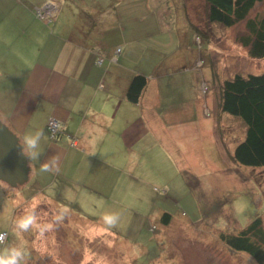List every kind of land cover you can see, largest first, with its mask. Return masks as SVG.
I'll return each instance as SVG.
<instances>
[{"label": "rangeland", "instance_id": "rangeland-1", "mask_svg": "<svg viewBox=\"0 0 264 264\" xmlns=\"http://www.w3.org/2000/svg\"><path fill=\"white\" fill-rule=\"evenodd\" d=\"M47 1L0 0V75L18 71L20 63L31 65L49 33L59 36L75 30L80 36L97 26L96 32H102L103 19L117 18L124 33L117 27L99 37L92 32L88 40L101 38L113 46L124 34L127 38L143 37L150 63L145 67L153 65V55L157 60L167 56L165 48L171 52L178 48L174 45L178 35H188L185 50L180 46L178 53L191 54V67L171 69L169 76L162 75L158 66L156 72L159 82L165 84L164 94H185L191 101L182 104L191 110L181 116V125L174 127L180 128L181 137L172 140V147L166 141L175 159L172 179L163 181L151 174L144 179L149 184L141 182L139 199L146 201L133 196L128 205L109 199L115 206L109 213L132 217L128 226L117 225L119 231L91 222L77 228V222L62 217L54 204H45L44 199L60 196L59 182L46 196L40 195L31 181L0 187V199H37L32 208L20 206L25 212L20 219L35 217L34 230L21 233V238H27L13 242L29 260L26 264H256L248 253L233 250L220 239L222 233H239L257 217L264 228V166H244L233 160L234 147L245 136V125L218 105L223 80L236 73H264V57H250L238 43V36L245 33V20L231 27L210 22L205 0H50L55 18L46 22L36 9ZM263 7L264 2L257 3L249 17L261 14ZM149 163L166 174L165 157L150 155ZM35 189L38 195L33 193ZM93 204L83 212L94 220L101 205L96 210ZM159 207L171 215L167 224L161 217L146 216Z\"/></svg>", "mask_w": 264, "mask_h": 264}, {"label": "crops", "instance_id": "crops-1", "mask_svg": "<svg viewBox=\"0 0 264 264\" xmlns=\"http://www.w3.org/2000/svg\"><path fill=\"white\" fill-rule=\"evenodd\" d=\"M103 21L105 29L102 32H96L98 26L94 27V23V28L80 36L75 30L59 36L42 34L46 36L38 49V57L31 65L20 63L16 67L18 71L0 75V121L23 146L29 168L27 181L38 187L39 194L46 196L59 182L60 196L44 199L45 204H54L62 217L77 222V228L91 222L105 229L109 224L103 217L112 216L115 220L110 225L119 231L117 225L122 222L128 226L132 217L130 214L118 215L112 210L109 213L108 209L114 206L109 199L128 205L133 196L138 201H146L139 199L142 197L141 182L149 184L144 179L150 174L163 178V181L172 179V173L176 171L175 159L166 141L172 147V140L181 137L180 128L177 131L174 127L181 125V116L191 110L182 103L191 100L175 91L172 96H166L165 84L159 82L156 70L158 66L166 76L177 67L187 70L191 67V54L188 51L178 53L180 46L184 50L186 48L188 35L185 33L174 39V45L179 49L171 52L170 48H165L167 56L162 55L161 60H157L154 58L157 55H153V65L145 67L150 63L146 59L143 37L127 38L124 34L113 46H108L101 38L88 40L92 32L99 37L109 29H120L117 18ZM120 31L124 33L122 27ZM171 41L172 38L169 43ZM115 46L121 49L113 59ZM100 57L102 62L98 65ZM162 66L169 71L163 72ZM136 74L146 76L147 84L139 101L133 103L127 100L126 90ZM50 118L62 124V133L55 140L50 139L46 132ZM38 131L43 135L37 147L29 149L23 143L24 137L26 134L35 137ZM72 139L76 140L74 146L70 143ZM36 152L39 156L33 158L32 154ZM150 155L165 157L168 162L165 175L149 163ZM132 179H135L134 191ZM4 184L0 180V187ZM33 193L37 194L36 189ZM36 200L0 199V233L6 232L5 241L0 242V255L14 248L16 239L27 238L25 235L21 238V233L26 232L27 235L34 230L33 225L27 231L19 229L17 222L25 213L20 211L21 204L32 208ZM91 202H95L96 210L101 205L94 220L83 212ZM164 212L166 210L159 207L155 213L147 212L146 216L161 217ZM142 215L140 212L139 216ZM28 261L23 255L18 264Z\"/></svg>", "mask_w": 264, "mask_h": 264}, {"label": "trees", "instance_id": "trees-1", "mask_svg": "<svg viewBox=\"0 0 264 264\" xmlns=\"http://www.w3.org/2000/svg\"><path fill=\"white\" fill-rule=\"evenodd\" d=\"M205 1L210 22L231 27L245 20V33L238 36V43L250 57H264V7L261 14L249 17L254 6L264 0ZM146 84V76L134 75L126 90L127 100L138 102ZM218 105L222 112L239 117L245 125V136L234 147L233 160L244 166H264V73H236L223 80ZM170 216L164 212L161 222L167 224ZM220 239L233 250L248 253L256 264H264V228L260 217L237 234H220Z\"/></svg>", "mask_w": 264, "mask_h": 264}, {"label": "water", "instance_id": "water-1", "mask_svg": "<svg viewBox=\"0 0 264 264\" xmlns=\"http://www.w3.org/2000/svg\"><path fill=\"white\" fill-rule=\"evenodd\" d=\"M28 172L23 146L18 137L0 121V180L16 187L27 182Z\"/></svg>", "mask_w": 264, "mask_h": 264}, {"label": "clouds", "instance_id": "clouds-1", "mask_svg": "<svg viewBox=\"0 0 264 264\" xmlns=\"http://www.w3.org/2000/svg\"><path fill=\"white\" fill-rule=\"evenodd\" d=\"M43 132L38 131L35 137H29L27 134L24 137L23 143L27 145L29 149H35L37 147V142L42 137ZM23 154V153H22ZM39 156V152H36L35 154H32L33 158H37ZM45 165V169H46ZM103 220L106 224H113L115 218L112 216H104ZM35 224V217L33 215H25L17 222V227L19 229H22L24 231H27L28 228ZM3 241V236L0 235V242ZM24 253L17 249L12 248L10 250H5V254L0 255V264H18V260L22 258Z\"/></svg>", "mask_w": 264, "mask_h": 264}, {"label": "built area", "instance_id": "built-area-1", "mask_svg": "<svg viewBox=\"0 0 264 264\" xmlns=\"http://www.w3.org/2000/svg\"><path fill=\"white\" fill-rule=\"evenodd\" d=\"M51 4H52V2H50V0H49L43 5L42 8L36 9V14L41 20L51 21L52 19L55 18L54 17L55 15L53 12L54 8ZM49 11H52V13ZM119 53H120V48H116L115 49V56L118 55ZM114 59H116V58H114ZM101 62H102V58L100 57L97 60V64L99 65V64H101ZM46 130H47L48 137L52 140H55L62 133V124L58 120L50 118L47 121ZM70 143L72 146H74V145H76V140L72 139ZM0 235L3 236V241H4L5 237H6V232L0 233Z\"/></svg>", "mask_w": 264, "mask_h": 264}]
</instances>
